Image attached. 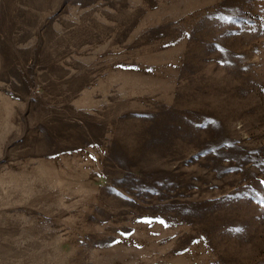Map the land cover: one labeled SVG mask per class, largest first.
I'll return each mask as SVG.
<instances>
[{
	"label": "rangeland",
	"instance_id": "rangeland-1",
	"mask_svg": "<svg viewBox=\"0 0 264 264\" xmlns=\"http://www.w3.org/2000/svg\"><path fill=\"white\" fill-rule=\"evenodd\" d=\"M0 264H264V0H0Z\"/></svg>",
	"mask_w": 264,
	"mask_h": 264
}]
</instances>
